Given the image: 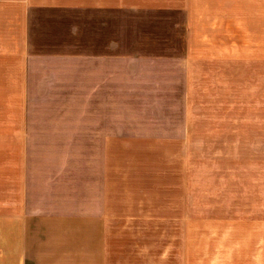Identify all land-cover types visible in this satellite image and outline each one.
I'll return each mask as SVG.
<instances>
[{"label": "rangeland", "instance_id": "obj_1", "mask_svg": "<svg viewBox=\"0 0 264 264\" xmlns=\"http://www.w3.org/2000/svg\"><path fill=\"white\" fill-rule=\"evenodd\" d=\"M205 2L211 37L169 77L33 98L36 124L68 125L59 142L36 127V151L77 155L83 199L98 182L108 198V264H264L262 0Z\"/></svg>", "mask_w": 264, "mask_h": 264}, {"label": "crops", "instance_id": "obj_2", "mask_svg": "<svg viewBox=\"0 0 264 264\" xmlns=\"http://www.w3.org/2000/svg\"><path fill=\"white\" fill-rule=\"evenodd\" d=\"M206 3L0 0V264H84L87 239L90 264L109 263L108 198L98 182L93 196L83 199L77 155L36 151V127H51L45 136L59 142L66 137L58 128L68 125L36 124L33 98L81 94L83 88L109 95L116 79L130 84L169 77L187 48L207 45L214 27ZM261 3V10H251L252 40L262 47L254 61L264 86Z\"/></svg>", "mask_w": 264, "mask_h": 264}]
</instances>
